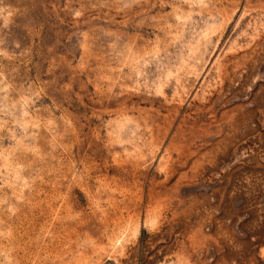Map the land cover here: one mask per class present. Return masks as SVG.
Here are the masks:
<instances>
[{"label": "rangeland", "instance_id": "1", "mask_svg": "<svg viewBox=\"0 0 264 264\" xmlns=\"http://www.w3.org/2000/svg\"><path fill=\"white\" fill-rule=\"evenodd\" d=\"M215 256L264 264V0H0V264Z\"/></svg>", "mask_w": 264, "mask_h": 264}, {"label": "crops", "instance_id": "2", "mask_svg": "<svg viewBox=\"0 0 264 264\" xmlns=\"http://www.w3.org/2000/svg\"><path fill=\"white\" fill-rule=\"evenodd\" d=\"M215 248V247H214ZM215 249H217V247L215 248ZM225 256H226V262H228L229 261V256H228V250L226 251V254H225ZM215 258H216V260H215V262H214V264H218V259H217V257L215 256Z\"/></svg>", "mask_w": 264, "mask_h": 264}]
</instances>
